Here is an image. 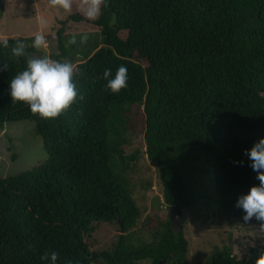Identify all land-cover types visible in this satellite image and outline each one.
I'll list each match as a JSON object with an SVG mask.
<instances>
[{
  "label": "trees",
  "instance_id": "16d2710c",
  "mask_svg": "<svg viewBox=\"0 0 264 264\" xmlns=\"http://www.w3.org/2000/svg\"><path fill=\"white\" fill-rule=\"evenodd\" d=\"M99 18L101 47L68 56L64 27L54 40V60L77 66L74 82L84 97L54 120L12 104L10 80L25 69L27 56L14 57L0 43V129L30 121L42 140L44 162L0 177V264H42L48 250L58 264H186L188 242L171 226L207 195L193 194L186 175L197 162L213 169L220 218L242 219L235 205L258 186L244 154L264 138V0H106ZM68 20L80 22L79 14ZM26 53H35L26 49ZM128 69V86L118 95L104 90L105 69ZM144 116V154L156 168L165 221L138 240L140 209L129 182L138 159L127 147L130 108ZM207 166V167H208ZM205 171V168L201 170ZM207 192V191H206ZM255 219V218H254ZM122 223L123 233L108 250L93 251L89 239L99 223ZM95 224V225H94ZM121 232V231H120ZM264 243L241 257L229 245L215 246L207 264H254Z\"/></svg>",
  "mask_w": 264,
  "mask_h": 264
},
{
  "label": "rangeland",
  "instance_id": "374dc122",
  "mask_svg": "<svg viewBox=\"0 0 264 264\" xmlns=\"http://www.w3.org/2000/svg\"><path fill=\"white\" fill-rule=\"evenodd\" d=\"M39 3L36 8L35 4ZM79 14L83 21L68 20L69 16ZM45 16L50 28L45 35L49 48L42 50V54L51 56L58 54L55 38L60 28L59 22H66L64 27V46L68 56L75 58L77 63L82 57L92 54L101 47L102 36L93 21H88L75 7L71 13L50 7L48 0H0V40L12 39L15 42L23 40L28 47L37 53L30 45L34 34L38 31V17ZM88 36L86 44H80V37ZM75 36L77 43L67 45V41ZM31 55V54H29ZM62 61H68L63 59ZM144 116L138 106L130 108L128 122L127 155L138 151V159L129 172V182L132 196L140 209L137 229L138 240L148 242L150 233L168 217V210L163 204L162 189L158 182L156 168L144 154L143 141ZM46 154L42 140L34 133V123L20 121L7 123L0 129V177H8L30 170L44 162ZM197 164L201 165L196 172L186 175L185 181L193 194L207 195L208 200H198L181 216V230L188 242L186 264H207L208 256L215 246L229 245L238 258L257 244L264 243V232L259 229V222L253 219L245 223L243 219L227 221L220 218L216 207L217 193L214 188L213 169L202 157ZM208 166V167H207ZM205 168V171L202 172ZM207 191V192H206ZM118 223L94 224L95 230L91 234L89 243L93 251L110 249L117 241L120 230ZM136 264H150L142 261Z\"/></svg>",
  "mask_w": 264,
  "mask_h": 264
},
{
  "label": "clouds",
  "instance_id": "9594fccd",
  "mask_svg": "<svg viewBox=\"0 0 264 264\" xmlns=\"http://www.w3.org/2000/svg\"><path fill=\"white\" fill-rule=\"evenodd\" d=\"M50 7L71 13L75 7L88 21H95L102 14L106 7V0H48ZM39 3L35 4L37 8ZM50 28L48 19L45 16L38 17V31L34 34L31 47L37 53H26L28 45L23 40L16 41L11 46V54L14 57L22 58L27 56L26 67L17 72L10 80V96L12 104L21 103L27 105L34 116L42 120H54L65 114L76 102L84 97L79 95L77 85L74 82V74L77 66L70 61L54 60L50 56L42 54V50L49 48L46 38V31ZM87 35L80 37V44H86ZM3 47H9L7 38L0 40ZM76 37L72 36L67 45H75ZM5 62L0 66V71L8 69ZM103 79L107 82L104 90L110 94H119L128 86V69L120 65L113 76L111 70L105 69ZM251 161L250 167L257 173L258 186L251 187L247 195H242L236 207L244 213L242 219L245 223L251 222L254 218L259 222L260 231L264 232V138L244 153ZM60 254L54 250L45 251L40 260L42 264H58ZM71 264V262H66ZM254 264H264V251H261L255 259Z\"/></svg>",
  "mask_w": 264,
  "mask_h": 264
},
{
  "label": "water",
  "instance_id": "95a60500",
  "mask_svg": "<svg viewBox=\"0 0 264 264\" xmlns=\"http://www.w3.org/2000/svg\"><path fill=\"white\" fill-rule=\"evenodd\" d=\"M169 218H170V223H171V226L175 229H180V216L179 214L176 212L175 208L174 207H171L170 208V213H169ZM122 223L123 221H120L119 224H120V233L122 234L123 233V230H122Z\"/></svg>",
  "mask_w": 264,
  "mask_h": 264
}]
</instances>
